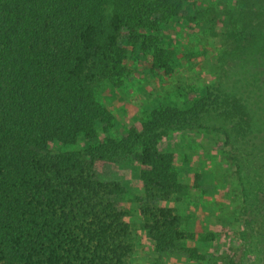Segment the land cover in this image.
<instances>
[{
    "label": "trees",
    "instance_id": "trees-1",
    "mask_svg": "<svg viewBox=\"0 0 264 264\" xmlns=\"http://www.w3.org/2000/svg\"><path fill=\"white\" fill-rule=\"evenodd\" d=\"M188 6L191 0H0V264H130L127 190L98 167L135 150L144 194L136 202L146 203L138 212L155 250L192 239L173 208L159 205L186 190L174 154L158 145L185 129L224 136L223 153L246 196L241 250H255L264 264V0L239 1L217 86L187 109L154 108L140 128L113 139L115 118L96 96L101 84L125 76L132 44L152 51V71L170 75L166 49L144 34L183 19ZM79 142L94 144L63 150Z\"/></svg>",
    "mask_w": 264,
    "mask_h": 264
},
{
    "label": "rangeland",
    "instance_id": "rangeland-1",
    "mask_svg": "<svg viewBox=\"0 0 264 264\" xmlns=\"http://www.w3.org/2000/svg\"><path fill=\"white\" fill-rule=\"evenodd\" d=\"M239 1L191 0L183 19L171 20L154 34H144L152 35L153 42L166 49L173 69L170 75L164 70H151L152 51L141 52L135 44L127 48L125 76L121 81L105 82L96 90L99 102L115 118L110 138L119 139L131 127L140 128L154 108L187 109L205 90L217 86L228 18ZM98 139H105L100 131ZM224 141L219 133L185 129L172 131L159 142L161 151L174 154L179 181L186 187L184 194L159 205L172 207L180 218L181 230L192 238L166 252L155 250L138 212L146 203L136 202L138 197L144 198L137 150L117 162L99 165L105 180L118 181L127 190L125 202L130 216L126 221L135 246L130 264H258L255 250L245 255L241 250L238 216L245 208L246 196L235 166L223 153ZM93 144L79 142L63 150L85 151ZM251 185L252 181L249 189ZM250 195L253 197V193ZM191 212L199 216L197 227L190 224Z\"/></svg>",
    "mask_w": 264,
    "mask_h": 264
},
{
    "label": "crops",
    "instance_id": "crops-1",
    "mask_svg": "<svg viewBox=\"0 0 264 264\" xmlns=\"http://www.w3.org/2000/svg\"><path fill=\"white\" fill-rule=\"evenodd\" d=\"M188 186H192V183H188ZM198 215H195L194 213H192L191 212V217H190V224L191 223H194L193 225H195L196 226V224H198L199 223V219H198ZM197 227V226H196ZM196 229V228H195Z\"/></svg>",
    "mask_w": 264,
    "mask_h": 264
}]
</instances>
